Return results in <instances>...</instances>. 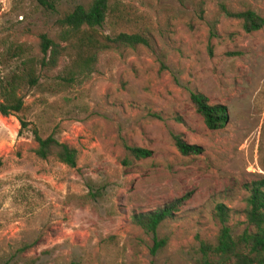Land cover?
Segmentation results:
<instances>
[{"label":"rangeland","instance_id":"374dc122","mask_svg":"<svg viewBox=\"0 0 264 264\" xmlns=\"http://www.w3.org/2000/svg\"><path fill=\"white\" fill-rule=\"evenodd\" d=\"M86 1L55 0L50 11L0 0V52L2 43L25 42L39 56L38 34L55 38L60 13ZM121 1L152 25L149 46L100 53L70 89L21 92L29 126L77 148L74 168L39 158L30 129L19 132L16 115L0 114V264H191L198 241L217 232L216 203L233 212L234 232L247 227L240 213L247 186L264 180V28L245 32L219 5L264 16V0ZM13 64L0 62V73ZM191 90L226 106L223 127L205 125ZM171 132L200 152L181 154ZM124 143L151 155L126 165ZM89 180L104 194L82 207L74 196ZM185 193L176 217L157 231L165 247L153 253L152 235L131 214Z\"/></svg>","mask_w":264,"mask_h":264},{"label":"trees","instance_id":"16d2710c","mask_svg":"<svg viewBox=\"0 0 264 264\" xmlns=\"http://www.w3.org/2000/svg\"><path fill=\"white\" fill-rule=\"evenodd\" d=\"M31 1L44 9L55 10V0ZM219 12L238 19L247 33L264 28V16L249 6L230 11L220 3ZM55 26V38L45 32L38 34L39 56L32 54L31 46L25 42L2 43V67H7L10 61L14 64L0 73V114L16 115L20 123L19 132L30 129L35 143L34 153L39 158L52 157L74 168L79 158L77 148L59 141L52 133L46 134L37 125L29 126L21 92L34 87H43L53 94L70 89L94 69L100 53L138 45L149 46L153 28L143 13L121 0H87L84 4H76L60 13ZM104 26L107 31L103 30ZM61 58H65L66 63L59 67ZM189 101L209 129L225 125V105L210 103L208 97L197 90L189 92ZM170 137L181 154L200 152L197 145L187 143L180 133L171 132ZM123 147L126 154L122 161L126 165L131 158L142 159L151 155V151L143 147L126 143ZM87 185V192L74 196L82 207L101 199L105 190L103 184L91 180ZM247 192L240 210L247 227L234 232L229 224L233 212L225 204L216 203L212 217L219 224L217 232L213 239L198 241L197 256L191 264H264V180L253 181L247 186ZM189 197L190 194L185 193L154 209L131 214V222L152 235L153 253L166 245V240L158 237L157 231L176 217Z\"/></svg>","mask_w":264,"mask_h":264}]
</instances>
